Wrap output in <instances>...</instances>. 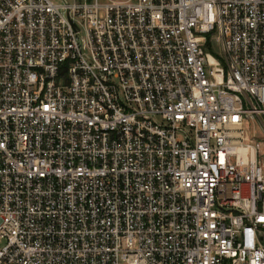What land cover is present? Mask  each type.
<instances>
[{
	"label": "built area",
	"instance_id": "2783aa9c",
	"mask_svg": "<svg viewBox=\"0 0 264 264\" xmlns=\"http://www.w3.org/2000/svg\"><path fill=\"white\" fill-rule=\"evenodd\" d=\"M0 264H264V0H0Z\"/></svg>",
	"mask_w": 264,
	"mask_h": 264
},
{
	"label": "rangeland",
	"instance_id": "374dc122",
	"mask_svg": "<svg viewBox=\"0 0 264 264\" xmlns=\"http://www.w3.org/2000/svg\"><path fill=\"white\" fill-rule=\"evenodd\" d=\"M249 128L251 130V133L257 132L258 135H261V132L258 130V128L254 125L253 122L249 123Z\"/></svg>",
	"mask_w": 264,
	"mask_h": 264
}]
</instances>
